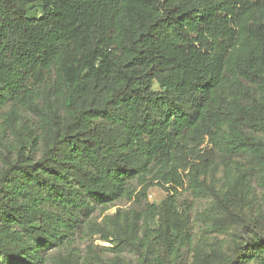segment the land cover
I'll return each instance as SVG.
<instances>
[{"label": "trees", "instance_id": "1", "mask_svg": "<svg viewBox=\"0 0 264 264\" xmlns=\"http://www.w3.org/2000/svg\"><path fill=\"white\" fill-rule=\"evenodd\" d=\"M5 107L3 264H89L50 255L83 230L112 264H176L193 242L186 181L232 232L198 264H264V214L243 211L253 182L264 203V0H0ZM220 167L236 171L224 189L208 181ZM153 185L168 191L158 205ZM122 199L139 209L89 219Z\"/></svg>", "mask_w": 264, "mask_h": 264}, {"label": "rangeland", "instance_id": "2", "mask_svg": "<svg viewBox=\"0 0 264 264\" xmlns=\"http://www.w3.org/2000/svg\"><path fill=\"white\" fill-rule=\"evenodd\" d=\"M8 109L9 107H5L0 111V125H4V113ZM28 122H33L32 115L28 116ZM0 131V134H5V142L14 139L11 128L4 127V132L1 129ZM232 177H236V171H226L220 167L218 170L209 174L208 181L212 183L213 186H216L217 189H224V186H229ZM168 185L170 186V184ZM253 185L255 191L249 195V204L243 207V211L250 216L260 215L262 217V214H264L262 191L256 183L253 182ZM167 194L168 191L164 187L153 185L148 190V202L158 205L166 199ZM176 195L181 207L185 206L189 208L190 223L188 229L193 238V242L183 249L182 256L177 260L176 264H198L195 259V254L202 253V256H204L209 251L210 247L220 252H229V247L232 244V232L221 233L218 230H214L213 214L215 211L212 205V198L208 195H196L188 181H186L184 186L178 188ZM130 208L139 209V206L134 200L122 199L104 212L101 208L96 209L91 213L89 219L100 222L106 214H113L120 209L126 210ZM232 231L234 232V229ZM109 247H112L110 242L102 240L99 235L91 237L87 231L83 230L79 232L78 237L74 240L72 245L54 249L50 252V255H66L68 251H75L80 257H86L88 254L97 257V259H92L89 264H112L116 252L109 249ZM120 257L128 261L129 264H135L137 260V254L135 252H125ZM0 264H3L1 258Z\"/></svg>", "mask_w": 264, "mask_h": 264}]
</instances>
